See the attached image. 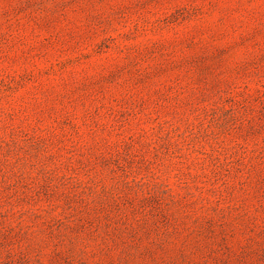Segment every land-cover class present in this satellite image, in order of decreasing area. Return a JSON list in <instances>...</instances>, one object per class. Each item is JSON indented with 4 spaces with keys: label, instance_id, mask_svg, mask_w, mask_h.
Returning <instances> with one entry per match:
<instances>
[{
    "label": "rangeland",
    "instance_id": "1",
    "mask_svg": "<svg viewBox=\"0 0 264 264\" xmlns=\"http://www.w3.org/2000/svg\"><path fill=\"white\" fill-rule=\"evenodd\" d=\"M0 264H264V0H0Z\"/></svg>",
    "mask_w": 264,
    "mask_h": 264
}]
</instances>
